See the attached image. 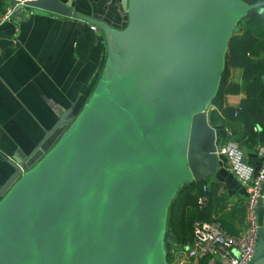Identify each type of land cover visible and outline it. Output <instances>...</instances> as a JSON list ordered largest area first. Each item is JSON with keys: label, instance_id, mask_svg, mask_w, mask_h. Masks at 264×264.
I'll return each mask as SVG.
<instances>
[{"label": "water", "instance_id": "obj_1", "mask_svg": "<svg viewBox=\"0 0 264 264\" xmlns=\"http://www.w3.org/2000/svg\"><path fill=\"white\" fill-rule=\"evenodd\" d=\"M25 5L99 26L109 52L78 114L0 187V264H166L172 197L220 167L208 113L227 42L264 2L121 0L122 31L73 12L70 0ZM257 216L246 264H264V183Z\"/></svg>", "mask_w": 264, "mask_h": 264}, {"label": "crops", "instance_id": "obj_2", "mask_svg": "<svg viewBox=\"0 0 264 264\" xmlns=\"http://www.w3.org/2000/svg\"><path fill=\"white\" fill-rule=\"evenodd\" d=\"M70 2L73 12L110 29L122 31L127 26L121 0ZM92 25L96 28L92 29ZM108 49L99 26L26 5L17 7L10 20L0 23V187L16 167L31 166L52 146L64 129L51 131L57 123L65 126L66 118L78 114L99 82ZM229 76L240 83V69H230ZM243 96L242 90L227 94L223 104L236 108ZM209 107L212 108L210 104ZM213 128L218 147L226 140L227 130L220 125ZM258 144H264V132L259 134ZM242 149L246 161L257 168L260 158L255 149ZM219 163V170L205 179L207 187L212 183L216 189L212 219L225 216L239 231L244 218L245 191L224 167L222 156ZM191 182L183 183L179 189ZM165 232L171 236L167 228ZM174 247L171 253L180 262L183 257ZM188 264L196 263L190 260Z\"/></svg>", "mask_w": 264, "mask_h": 264}, {"label": "trees", "instance_id": "obj_3", "mask_svg": "<svg viewBox=\"0 0 264 264\" xmlns=\"http://www.w3.org/2000/svg\"><path fill=\"white\" fill-rule=\"evenodd\" d=\"M0 0V13L4 7ZM264 8V6H263ZM240 69V83L229 76L230 69ZM264 11L253 9L241 17L236 30L231 34L224 54L223 69L218 85L210 99L208 121L213 127L227 130L226 140L236 142L241 148L254 150L258 137L264 132ZM243 91L244 96L236 108L224 106L227 94ZM206 180L193 181L179 189L172 197L166 210V228L171 234L169 247L183 248L192 240V223L196 219L211 220L214 211L215 185L207 187V200L201 209L197 198L202 194ZM230 234L238 231L225 216L217 219ZM173 254L166 253V262ZM198 264H203L199 262Z\"/></svg>", "mask_w": 264, "mask_h": 264}, {"label": "built area", "instance_id": "obj_4", "mask_svg": "<svg viewBox=\"0 0 264 264\" xmlns=\"http://www.w3.org/2000/svg\"><path fill=\"white\" fill-rule=\"evenodd\" d=\"M4 1L0 23L10 20L17 7L34 0ZM91 28L96 27L92 25ZM255 151L260 158L257 168L246 161L243 149L236 142L225 140L216 146L217 155L224 159V167L234 175L245 191L242 226L236 234H230L215 219L194 220L192 240L184 247L187 261L196 264H246L252 259L259 230L257 202L264 183V144H257ZM206 200L207 185L203 184L202 194L197 198L199 209L205 205Z\"/></svg>", "mask_w": 264, "mask_h": 264}, {"label": "rangeland", "instance_id": "obj_5", "mask_svg": "<svg viewBox=\"0 0 264 264\" xmlns=\"http://www.w3.org/2000/svg\"><path fill=\"white\" fill-rule=\"evenodd\" d=\"M180 186H182V184ZM180 186L178 187L177 190H179ZM165 231H166V221H165V227L163 228V232H162L163 250H164V252L166 254L167 252H171L172 247L171 246L169 247V245L171 244L172 241H171L170 238H166V235H164L166 233ZM178 251H179V254L182 255L183 258L186 257V254H185L183 249L178 248ZM173 257L174 258H171V261L167 262L166 264H180L181 260H183V261L186 260V259L181 258L180 262H179V258H175V256H173ZM186 262H187L186 264H188L187 260H186Z\"/></svg>", "mask_w": 264, "mask_h": 264}]
</instances>
